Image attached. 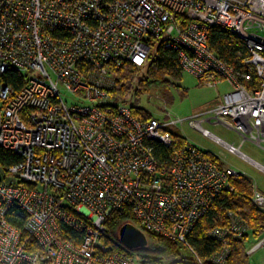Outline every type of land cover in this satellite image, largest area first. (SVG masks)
I'll list each match as a JSON object with an SVG mask.
<instances>
[{"label":"built area","instance_id":"1","mask_svg":"<svg viewBox=\"0 0 264 264\" xmlns=\"http://www.w3.org/2000/svg\"><path fill=\"white\" fill-rule=\"evenodd\" d=\"M217 26L248 50L238 69L209 44ZM161 45L202 85L226 81L232 91L188 119L138 117L113 96L114 73L144 66ZM9 71L21 76L18 89L3 81ZM185 121L264 172L202 126L224 125L264 149V0H0V147L19 159L0 165V264H140L105 241L107 220L125 210L145 234L174 241L181 258L229 264L251 233L238 213L226 210L208 232L219 248L207 259L188 238L245 175L186 139L161 159L155 143L174 148L169 126ZM252 193L264 211L255 184ZM14 204L27 214L22 228L9 222ZM260 247L264 236L247 257Z\"/></svg>","mask_w":264,"mask_h":264},{"label":"trees","instance_id":"2","mask_svg":"<svg viewBox=\"0 0 264 264\" xmlns=\"http://www.w3.org/2000/svg\"><path fill=\"white\" fill-rule=\"evenodd\" d=\"M209 44L223 60L227 61L235 68H239L241 58L248 55V50L245 48L241 39L236 38L229 31L227 32L220 27H212L208 36ZM146 67L143 78L140 82L150 83L158 81L160 83L170 84V80H181L183 71L179 63L178 53L171 49H165L163 45L152 50L151 55L144 66L138 67L133 64H124L114 73L116 77L115 87L112 91L113 96L120 98L127 91V84L131 78ZM4 82L13 84L16 89L23 83L20 74L15 71H9L2 77ZM124 97V96H122ZM133 113L144 119H151V116L144 109H139L132 106ZM174 148H165L163 144L155 143V153L163 159L168 155V152L185 143V139L174 134ZM214 160L219 162L216 157ZM18 157L0 147V165H9L12 162L18 161ZM222 165V163L220 162ZM233 190H227L221 194L216 200L214 208L199 219L193 226V230L189 235L188 240L195 247L199 256L202 259H207L216 252L219 248V242L208 237V232L215 225H224L225 220L222 219L226 210H232L238 213L251 227V233L254 236H260L264 232V211L257 209L252 202L253 184L245 177L236 176L231 179ZM9 222L20 228L23 227L27 219V214L17 205L14 204L8 213ZM107 232L104 235L105 241L114 245L115 248L134 254L140 258V264H198L190 258H181L178 252L177 244L174 241H169L162 235L155 233H146L148 245L138 250L126 249L119 242V229L126 223L136 225L133 216L129 210L122 212H114L107 220ZM247 236L236 241L232 247V254L229 257V264H248L245 245Z\"/></svg>","mask_w":264,"mask_h":264},{"label":"rangeland","instance_id":"3","mask_svg":"<svg viewBox=\"0 0 264 264\" xmlns=\"http://www.w3.org/2000/svg\"><path fill=\"white\" fill-rule=\"evenodd\" d=\"M145 71L146 67L141 68L134 75V78H131L127 84L128 89L122 96L130 107L134 106L146 110L152 119H188V117L209 110L215 104L221 103L225 94L230 93L233 88V85L226 81L220 82L218 88L204 86L187 72L182 73L181 80H170V84L158 81L143 83L140 80ZM60 91L64 99L67 101L72 99L62 87ZM167 112L169 113L168 116H166ZM202 126L218 138L239 147V150L252 160L264 165V149L250 140L243 142L235 130L206 121L202 123ZM169 129L174 134L182 136L186 141L207 151L211 156L219 158L232 169L244 173L245 178L255 184L257 190L264 194V172L255 168L249 161L242 160L237 154L229 153L223 145L220 146L214 140L204 137L201 132L189 125V121L177 126L170 125ZM262 236H264V232L258 237L249 233L245 249L249 250ZM247 260L248 264H264V247H260L259 250L250 254Z\"/></svg>","mask_w":264,"mask_h":264},{"label":"water","instance_id":"4","mask_svg":"<svg viewBox=\"0 0 264 264\" xmlns=\"http://www.w3.org/2000/svg\"><path fill=\"white\" fill-rule=\"evenodd\" d=\"M119 242L127 249L138 250L148 245L147 237L132 223H126L119 231Z\"/></svg>","mask_w":264,"mask_h":264}]
</instances>
